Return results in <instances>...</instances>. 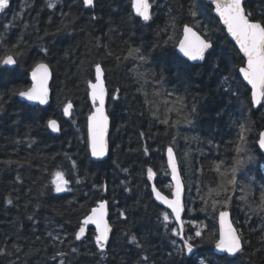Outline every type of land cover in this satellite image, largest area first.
<instances>
[{
    "label": "trees",
    "instance_id": "trees-1",
    "mask_svg": "<svg viewBox=\"0 0 264 264\" xmlns=\"http://www.w3.org/2000/svg\"><path fill=\"white\" fill-rule=\"evenodd\" d=\"M191 2L150 0L154 16L144 24L135 16L132 0H95L91 9L82 0H61L56 9L47 8V0H27V4L25 0H11L7 16H0V34H4L2 25L16 17L15 27L5 39L11 45L22 36L26 54L17 65L7 66L8 70L0 67L4 105L0 115V250L7 252L0 255V264H59L61 259L65 264H145L144 255L151 264L181 260L175 253L182 241L171 235L173 228L179 229L171 215L165 229L163 213L169 212L156 203L147 176V169L152 168L158 188L171 195L166 162L171 145L176 147L189 179H185V235H193L198 225H207L204 238H197L198 247L186 264H222L221 257L225 256L214 250L218 213L212 212L208 199L214 189L220 193H213L214 199L222 202L231 197L226 210L231 211L245 242L243 253L228 259L234 264H264V211H252L259 208L264 195V174L260 171L264 155L258 145L256 148V137L258 143L264 129V111L253 109L249 88L241 77L234 78L237 94L227 95L221 87L222 77L212 65L195 66L179 55L175 44L182 38L183 25L191 20ZM196 3L204 12L197 17L202 21L200 27L211 29L221 68L227 65L236 72L242 65L241 53L212 5L206 0ZM247 7L253 20L264 18V0H247ZM45 47L46 56L41 51ZM132 48L139 49L146 61L128 57ZM41 60L50 65L54 75L52 99L46 108L12 95L15 89L31 87L30 74ZM97 63L105 71L112 120L110 155L102 162L91 158L87 131L88 116L93 112L88 82L95 81ZM117 89L118 100L113 98ZM68 101L73 104L70 119L63 113ZM193 103L197 111L189 125L184 117ZM52 119L60 122L59 135L47 127ZM244 129L245 151L238 153ZM249 150L257 151V193L252 185ZM237 159L244 163L236 173L240 187L233 188L228 180ZM73 160L76 168L72 167ZM217 164L219 172L215 170ZM58 170L65 172L72 191L55 192L51 181ZM8 198H12V205L7 204ZM101 200L108 201L114 228L103 257L94 246L93 227H88L86 245L74 239L82 219ZM205 201L209 207L202 211ZM132 235L143 248L131 242ZM56 236L59 239H54ZM73 247L78 252L73 253ZM61 251L67 256L56 255Z\"/></svg>",
    "mask_w": 264,
    "mask_h": 264
},
{
    "label": "snow or ice",
    "instance_id": "snow-or-ice-1",
    "mask_svg": "<svg viewBox=\"0 0 264 264\" xmlns=\"http://www.w3.org/2000/svg\"><path fill=\"white\" fill-rule=\"evenodd\" d=\"M61 0H47L46 7L49 9H56L57 4ZM11 0H0V16H7V11L10 9ZM27 4V0H25ZM83 5L88 8H94L96 6L95 0H82ZM214 5L215 13L218 15L220 21L226 26L227 33L235 41V45L238 46V50L242 53V66L236 72H233L227 65L221 68V62L216 59L217 52L214 41L211 35V29L204 27L201 28V20L197 19L198 16L203 15V9H198L196 0H192L188 7V15L191 17L189 23H185L182 27V38L177 39L175 47L182 53L186 61L193 62L195 66L212 65L214 71H219L222 77L221 87L225 94L233 96L237 94L238 89L234 86V78L242 77L243 81L250 85V98L251 103L261 111H264V18L259 20L252 19V12L247 7L246 0H211ZM132 9L135 12V16L140 18L144 24H149L153 20L154 13L152 11L153 5L149 0H132ZM64 16H68V13H62ZM93 20L97 17L93 16ZM16 17L13 21L4 23L2 25L4 34H0V67H4L8 70L7 66H15L19 62V58L26 54V49H22L23 37L18 36L15 44L7 45L5 39L6 34L10 29L15 27ZM170 25L175 27V18H172ZM27 29L28 25H23ZM167 31V29H165ZM172 37H169L171 40ZM42 53L46 56L48 49L42 48ZM39 54V53H38ZM109 55L112 53L109 52ZM135 56L142 62L146 61V57L140 54L139 49H129L128 57ZM246 58V59H244ZM119 59V57H117ZM32 86L27 89H15L12 95L24 98L26 101L38 103L40 105H46L49 103L50 88L49 81L52 78V71L49 64L43 62L36 63L32 72ZM95 82L89 81V88L91 89V101L94 111L88 116V135L90 137V151L91 156L97 159H101L108 154L109 151V116L105 110L106 97L108 96L107 89L105 87L104 69L99 63L95 65ZM171 95V93L169 94ZM113 98L118 100L119 90H115ZM179 99V98H178ZM183 107H187L183 100H179ZM73 104L71 101L66 103L63 108L65 116H72ZM197 111V105L192 104L191 109L184 117L189 125L192 124L191 116ZM4 113V105L2 98H0V115ZM217 115H222L218 112ZM163 123L167 124L168 120H164ZM179 123V121H177ZM47 127L54 133H59L61 127L55 120H49ZM247 129H244L240 136V146L237 152H244L247 142L246 135ZM259 148L264 150V132L259 134L258 140ZM147 151V149H145ZM253 159L249 157V160ZM9 164L13 163L8 161ZM72 167L76 168V162L73 160ZM167 163L171 168V177L175 181V190L172 194L174 198L170 199L169 196L163 195L155 185L152 186V192L155 194V199L166 205L168 209H171V214L163 213V221L165 222V229L167 230L168 223L170 222V215H174L175 221L179 225V230L173 228L171 230L172 236H178L182 241V246H176V255L182 257L181 260L176 261L175 264H186L187 257L193 254L194 249L198 247L197 238L203 239L204 231L207 225H198L193 235L186 236L184 232V221L181 219L182 212L185 205L183 201L185 186L182 182L177 160L173 153V148L167 149ZM244 162L237 159L235 165L230 169L231 179L228 180V184L233 188L237 185L236 173L239 170L240 165ZM217 172L220 171V165L215 167ZM156 173L152 168L147 169V176L149 180L155 177ZM66 174L62 170H58L54 173V179L51 184L54 185L56 193L70 192L72 189L69 187L71 181L65 178ZM19 179V177L17 178ZM79 183V181H76ZM222 187V185H221ZM104 191H107V187L104 186ZM213 193L219 195V191L214 189L209 193L208 199L211 201L210 207L213 213H218L219 230L216 234V238L213 241L214 248L219 253L226 254L221 257L222 264H234L233 260H229L228 257L237 258L238 254L244 251L243 233L234 226L230 219V213L227 207L230 204L231 197L228 196L224 201H219L213 198ZM7 204L12 205V198L7 199ZM209 207L208 201H205V207L202 211H206ZM264 211V195L260 197L259 208H253L252 211ZM120 216L123 219H127L124 212H120ZM108 201L101 200L98 206L91 208L90 213L87 214L78 226V231L74 234L76 241H81L85 245L88 243L86 239L87 230L89 225L94 226V246L99 250V254L103 257L107 255L109 249L110 237L113 232V228L108 221ZM28 219H33L29 216ZM52 233H49L51 236ZM127 235V233H126ZM59 239V236L54 237ZM209 239H212L210 236ZM131 242L135 243L138 247L143 248L135 235L131 236ZM176 245V242H172ZM17 252L20 249H15ZM73 253L78 252V248L73 247L71 249ZM5 250H0V255H6ZM58 256L66 257L67 253L58 252ZM172 255V253H169ZM55 257H53L54 259ZM142 261L145 264H151L149 256L144 255ZM59 264H65V260L61 259ZM200 264H205L204 261H200ZM213 264V262H208Z\"/></svg>",
    "mask_w": 264,
    "mask_h": 264
},
{
    "label": "water",
    "instance_id": "water-1",
    "mask_svg": "<svg viewBox=\"0 0 264 264\" xmlns=\"http://www.w3.org/2000/svg\"><path fill=\"white\" fill-rule=\"evenodd\" d=\"M206 1H207L208 3H210V4L212 5L213 9H214V5L211 3V0H206ZM149 2H150V0H149ZM246 2H247V0H246ZM85 7L88 8L87 6H85ZM133 11H134V10H133ZM134 14H135V12H134ZM214 14H215V16L219 19L218 15L215 13V10H214ZM219 21H220V19H219ZM220 22H221V25L225 28V31H226V33H227L226 26L223 25L222 21H220ZM227 35H228L229 39L235 44V41L231 38L230 34L227 33ZM235 46H236L237 49H238V46H237V45H235ZM238 51H239V50H238ZM177 52L179 53L180 56L183 57L182 53H180V52L178 51V48H177ZM241 55H242V53H241ZM183 58L186 59L185 57H183ZM244 59H246V58H244ZM189 62H190V61H189ZM190 63L194 64L193 62H190ZM47 64H48V63H47ZM49 66H50V65H49ZM8 67H11V66H8ZM101 67H102V66H101ZM102 68H103V67H102ZM50 69H51V67H50ZM51 71H52V69H51ZM53 78H54V75H53V71H52V78H51V80L49 81L50 96H49V103H48V104H46V105H40V104H38V103H34V102H30V101H26V100H25L24 98H22V97H19L20 100H22L23 102H25V103H27V104H29V105H32V106H40V107H43V108L48 107V106L50 105V103H51V99H52V89H51V85H52ZM104 79H105V71H104ZM241 79H242V77H241ZM30 81H31V86H32L33 81H32V78H31V74H30ZM94 82H95V81H94ZM243 82L245 83L246 86H248V87L250 88V85H247V82H246V81H243ZM105 87H106L107 92H108L106 79H105ZM89 98H90V101H91V89H90V88H89ZM91 103H92V101H91ZM92 107H93V106H92ZM253 108H254V109H258V108H256L254 105H253ZM72 110H73V109H72ZM94 110H95V109H94V107H93V111H94ZM105 110H106V113H107L108 116H109V133H108L109 151H108V154H107L105 157L101 158V159H97V158L91 156L92 160L95 161V162H102V161L106 160V159L109 157V155H110V134H111V130H112V120H111V117H110V115H109V113H108V96L106 97ZM65 117H66V119H70V118H71V117H68V116H65ZM55 120H56V119H55ZM56 121H57V122L59 123V125H60V122H59L58 120H56ZM60 127H61V125H60ZM49 131H50L53 135H59L60 132H61V131H60L59 133H54V132L51 131L50 128H49ZM87 131H88V125H87ZM261 132H264V129L261 130L260 133H261ZM88 145H89V151H90V137H89V135H88ZM257 145H258V148H259V144H258V143H257ZM168 148H169V147H168ZM172 148H173V147H172ZM259 150H260L261 153L264 155V150H262V149H260V148H259ZM173 153H174V156H175V158H176V160H177L178 169H179V173H180V176H181L182 182H183V184H184V186H185V191H184V196H183V201H184L185 208H184V211L182 212V215H181V219L184 221L185 213H186V210H187V207H186L187 189H186V183H185V181H184V177H183V174H182V170H181V165H180V162H179V158H178L177 152H176V150H175L174 148H173ZM90 155H91V151H90ZM166 162H167V151H166ZM167 167H168V170H169V172H170V181H171V183H172V192H171V195L169 196V198L172 199V198H174L172 194L174 193V190H175V188H174V186H175V181L172 180V177H171V168L168 166V163H167ZM153 185H155L156 188H157L158 190H160V189L158 188V186L156 185V183H155V181H154V178L152 179V186H153ZM152 186H151V189H152ZM160 191H161V190H160ZM152 193H153V192H152ZM161 193H162L163 195H167V194H165L163 191H161ZM167 196H168V195H167ZM153 197H154V199H155V194H154V193H153ZM155 201H156V203H157L158 205H160L161 207H163L164 209H166L169 213H171V209H168L166 205L162 204L160 201H158V200H156V199H155ZM228 211H229V210H228ZM229 213H230V219L232 220V222H233V224H234V221H233V217H232V213H231V211H229ZM172 216H173V219H174V221H175L174 215H172ZM107 218H108V221H109V223L111 224V226H112V228H113V225H112L111 220H110V209H109V204H108V217H107ZM175 223H176V225H177L178 228H179V225L177 224L176 221H175ZM218 224H219V219H218ZM234 226L236 227L235 224H234ZM88 227H93V228H94L93 225H89ZM113 231H114V228H113ZM184 231H185V224H184ZM112 235H113V232H112ZM112 235H111V237H110V240H111V238H112ZM214 250H215V248H214ZM215 253L218 254V255H226V254H223V253H219L217 250H215ZM229 258H232V257H229Z\"/></svg>",
    "mask_w": 264,
    "mask_h": 264
},
{
    "label": "flooded vegetation",
    "instance_id": "flooded-vegetation-1",
    "mask_svg": "<svg viewBox=\"0 0 264 264\" xmlns=\"http://www.w3.org/2000/svg\"><path fill=\"white\" fill-rule=\"evenodd\" d=\"M242 66V65H241ZM240 66V67H241ZM243 81V80H242ZM248 87V86H247ZM249 88V87H248ZM250 89V88H249ZM254 109V108H253ZM255 111L257 110V109H254ZM256 148H257V137H256ZM251 152L253 153L252 155H251ZM249 157H252L253 159H251V160H249ZM248 160L250 161V163H252L251 164V166H250V172H252V174H253V178H255V180L257 181V151H255V153L252 151V150H249V156H248ZM181 170H182V174H183V172H184V170H183V168H182V166H181ZM249 171V170H248ZM183 177H184V180H185V176H184V174H183ZM185 183H186V180H185ZM186 186H187V183H186ZM256 191V192H255ZM188 192V191H187ZM254 192L255 193H257V182H256V184H255V187H254ZM244 240V239H243Z\"/></svg>",
    "mask_w": 264,
    "mask_h": 264
},
{
    "label": "rangeland",
    "instance_id": "rangeland-1",
    "mask_svg": "<svg viewBox=\"0 0 264 264\" xmlns=\"http://www.w3.org/2000/svg\"><path fill=\"white\" fill-rule=\"evenodd\" d=\"M170 147H173V148L176 150V147H174V146H172V145H171ZM176 152H177V150H176ZM177 153H178V152H177ZM177 155H178V154H177ZM178 158H179V156H178ZM179 159H180V158H179ZM184 169H185V168H184ZM261 169L263 170V174H264V165H261V166H260V171H261ZM167 171H169V170H168V167H167ZM186 171H187V170L185 169L184 172H183V174H184V176H185V179H187V181H189V179H188V175H187V172H186ZM168 173H169V175H168L167 177L170 178V172H168ZM261 173H262V172H261ZM263 176H264V175H262V177H263ZM238 177H239V176L237 175V176H236L237 181H238ZM251 179H253V180H252V185H255L257 181L255 180V178H251ZM161 180H163L162 177H161ZM243 180H244V179H243ZM243 180H242V181H243ZM154 181H155V177H154ZM242 181H241V182H242ZM151 183H152V180H151ZM262 183H263V184H262ZM170 184H171V183H170ZM261 184L263 185V191H264V182L262 181ZM235 187H237V188L240 187V185L238 184V182H237V185H236ZM194 189H195V188H194ZM253 189H254V188H253ZM171 190H172V184H171ZM194 191H195V190H194ZM195 192H196V191H195ZM252 192H253V191H252ZM233 193H234V192H233ZM231 195H232V194H231ZM232 196H233V195H232ZM247 197H248V196H247ZM243 201H244V200H243ZM249 207H250V205H249ZM251 207H252V206H251ZM170 214H171V213H170ZM171 216H172V215H171ZM172 218H173V216H172ZM173 220H174V219H173ZM193 221H194V220H192V223L195 224ZM202 222H203V221H202Z\"/></svg>",
    "mask_w": 264,
    "mask_h": 264
},
{
    "label": "bare ground",
    "instance_id": "bare-ground-1",
    "mask_svg": "<svg viewBox=\"0 0 264 264\" xmlns=\"http://www.w3.org/2000/svg\"><path fill=\"white\" fill-rule=\"evenodd\" d=\"M185 181V180H184ZM172 184V183H171ZM186 189H187V186H186ZM0 204H1V199H0Z\"/></svg>",
    "mask_w": 264,
    "mask_h": 264
}]
</instances>
